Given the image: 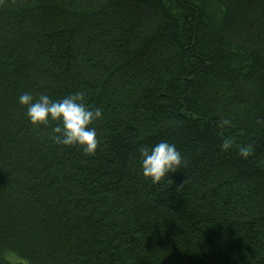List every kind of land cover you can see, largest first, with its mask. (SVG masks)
<instances>
[{"label": "trees", "instance_id": "obj_1", "mask_svg": "<svg viewBox=\"0 0 264 264\" xmlns=\"http://www.w3.org/2000/svg\"><path fill=\"white\" fill-rule=\"evenodd\" d=\"M77 91L91 155L18 103ZM0 264H264V0H0Z\"/></svg>", "mask_w": 264, "mask_h": 264}, {"label": "clouds", "instance_id": "obj_2", "mask_svg": "<svg viewBox=\"0 0 264 264\" xmlns=\"http://www.w3.org/2000/svg\"><path fill=\"white\" fill-rule=\"evenodd\" d=\"M18 103L26 108L27 119L33 126L49 125L50 137L58 145H78L86 154H94L99 146L93 122L103 118L100 107L85 103V93L77 91L60 99L51 98L46 92L34 98L30 92L18 96ZM139 164L142 175L154 185L161 184L171 173L184 166V157L174 143L161 140L153 146H140Z\"/></svg>", "mask_w": 264, "mask_h": 264}, {"label": "rangeland", "instance_id": "obj_3", "mask_svg": "<svg viewBox=\"0 0 264 264\" xmlns=\"http://www.w3.org/2000/svg\"><path fill=\"white\" fill-rule=\"evenodd\" d=\"M13 258H15V257H13Z\"/></svg>", "mask_w": 264, "mask_h": 264}]
</instances>
